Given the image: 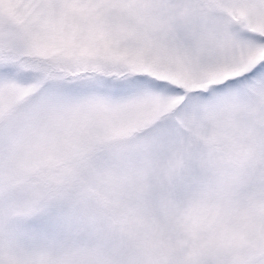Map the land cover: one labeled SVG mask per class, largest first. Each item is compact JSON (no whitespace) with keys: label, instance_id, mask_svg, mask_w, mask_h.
<instances>
[{"label":"snow or ice","instance_id":"snow-or-ice-1","mask_svg":"<svg viewBox=\"0 0 264 264\" xmlns=\"http://www.w3.org/2000/svg\"><path fill=\"white\" fill-rule=\"evenodd\" d=\"M0 264H264V0H0Z\"/></svg>","mask_w":264,"mask_h":264}]
</instances>
